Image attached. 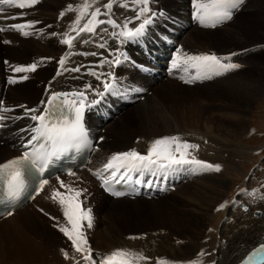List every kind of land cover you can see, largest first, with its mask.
<instances>
[{
  "label": "snow or ice",
  "instance_id": "snow-or-ice-1",
  "mask_svg": "<svg viewBox=\"0 0 264 264\" xmlns=\"http://www.w3.org/2000/svg\"><path fill=\"white\" fill-rule=\"evenodd\" d=\"M159 0H80L77 4L69 3L60 13L63 19L66 12L76 13L75 18L68 25V29L63 33L64 39L59 43L66 45L69 52L61 57L58 63L57 75L62 71L79 73L86 66L81 64L72 68L65 67L69 56L75 55L71 49L75 47L74 41L83 44L92 43L99 39L96 47L104 49L107 55L91 51L82 52L79 55L88 57H100V63L95 67L106 71L97 72L89 70L88 75L95 77L100 81L101 87H93L92 84H86L83 89L71 92H53L47 102L49 107L25 108L27 119L32 121L27 128H22L21 132L28 134L27 141L22 145L25 149L22 155L4 163H0V184L4 185L5 195L15 205L19 198L20 192L25 186V174L35 173L38 178L37 188L43 190L44 186L49 183L47 178H43L45 171L54 160H58L62 155L70 150H78L83 145H89L88 128L85 122L87 111H91L93 106L100 104L107 95L121 96L126 95L129 91L142 92L143 89L131 86L122 87V80L116 74L115 69L125 65L134 64L129 53L125 50L128 44L141 45L145 43L146 38L150 35L151 28L158 19L167 18L164 11H158L156 5ZM246 0H191L192 19L204 28H216L223 25L234 18L236 12L245 4ZM42 3V0H0V6L17 9H32L34 6ZM99 5V6H96ZM103 9V10H102ZM114 9H124L131 11L133 16H126L123 21L117 22L115 19ZM4 11L0 7V13ZM20 15H26L21 13ZM101 17H105L101 19ZM8 19H17L16 15H10ZM82 21L84 23L82 24ZM136 21H139L136 24ZM39 21H27L24 23H14L6 27H0V33L15 30L23 36L33 35L31 31L26 29L34 28ZM103 26V27H101ZM51 27V26H49ZM109 29H112L110 31ZM75 33V36L70 35ZM101 33H107L114 42L118 44L110 48L107 39L101 36ZM52 36H58L59 33L53 32ZM91 38V39H90ZM5 44L11 43L10 40H4ZM238 55L231 53L228 56H218L215 53L193 54L184 51L182 48L177 49L171 61V68L183 71L184 76L180 78L185 84H194L197 81L211 80L214 77H222L230 72L239 70L242 65L232 61V57ZM110 57V58H109ZM5 64L8 62L5 61ZM14 73H28L37 70V63L27 66L14 65L11 66ZM142 69L143 65L140 66ZM195 69V73L190 70ZM79 79V77H74ZM28 80L27 75L21 78ZM18 81L13 77L8 78L9 84H16ZM89 93L93 98L89 99ZM99 97L100 99H96ZM58 101V103H57ZM25 107V106H21ZM14 109L5 107L0 101V130L7 127L5 121L19 120L24 117L5 116L3 113H11ZM139 142V141H138ZM200 145L192 144L183 140L180 136H165L155 139L149 145L146 153H141L136 149L120 152L112 155L103 168L93 173L97 179L101 181V186L105 191L111 193L115 197L126 195L123 191L114 189L113 184L132 181L134 184H145L152 186L151 181H146L143 177L146 174L152 176H161L166 178L169 173L193 172L195 174L203 172L221 171V165L211 164L204 160L197 159L193 155V151H198ZM68 176H75L76 173L69 171ZM133 175H137V179L133 181ZM60 187L64 188L65 193L56 190L52 199L57 200L63 207V215L67 219L68 226L59 227V231L71 241V245L76 253L80 254L85 264H139L145 261L150 264L151 257L145 256L143 252H136L131 249H116L111 254L102 255L97 253L93 255V249L89 244L86 229L93 228L94 216L91 207L87 209L82 207L83 201L79 198L87 191V189L76 190L59 176L56 177ZM257 191L242 190V195L264 200V194L257 197ZM234 206L238 204L233 202ZM226 205H220L217 211L225 208ZM248 211L247 208L244 209ZM8 215H12L9 211ZM52 219H56L52 217ZM211 231V230H210ZM135 240L138 237H129ZM65 259H73L75 264H80V259L75 256L70 257L69 252L61 250ZM210 255L201 251L198 256L204 257ZM156 264H181V262L168 261L163 258H157ZM187 264H198L196 260L188 261ZM243 264H264V244L257 247L243 261Z\"/></svg>",
  "mask_w": 264,
  "mask_h": 264
},
{
  "label": "rangeland",
  "instance_id": "rangeland-1",
  "mask_svg": "<svg viewBox=\"0 0 264 264\" xmlns=\"http://www.w3.org/2000/svg\"><path fill=\"white\" fill-rule=\"evenodd\" d=\"M43 2H45V1H43ZM67 5H68V3H66L63 7H60L59 9H57V11H56V9H54V11L51 12L50 10H52V8L45 10V12L48 15H50V13L51 14L53 13V16L51 17L52 23H56L57 21L60 22L61 19L59 18L60 17L59 11L62 12L63 9H64L63 11H65ZM39 6H40V4L34 6L32 9H30L34 15L41 12L42 9L37 10V8ZM158 6L161 9L165 8L170 13V15L172 17H179L178 14H180V12H182L184 10V8L186 7V3H184V0H159L158 4L156 5V8H158ZM126 13L129 16H133L130 11H127ZM56 15H58L59 17ZM6 17H8V16H6ZM54 19H55V21H54ZM138 23H139V21H136V24H138ZM225 25L226 24H224L223 27H221L220 29L211 28V30L213 31L212 33H202V34L201 33H193L192 32L193 30L194 31L199 30L198 32H200V30H202V29L194 28V29L186 32L183 36V39H184V42L186 44H189L188 45L189 47L187 45H186V47L188 49H191V50L196 51V52L214 51V52H218V53H224V52H229V51H236V52L240 53V59L237 61V63L242 65V67L239 70H237V72L235 74H232L230 76H227V77L219 80V81L223 80V82H221V83L217 82V83L210 85V86H206V85L211 84V83L205 84L203 86L198 85L201 87H198V86L197 87L196 86L195 87H187V86L182 85L180 82L168 80L167 82H158L157 84H154L153 87L151 88V90L154 91L153 94L156 95V98L159 97V101L161 103H164V107L166 109L168 116L174 118L175 115L177 114V111L183 107V109L181 110L179 115H181L183 117L184 122L180 123L176 128H172L168 131H161V132H157V133L150 132L147 128V125H146V121L148 119H143V122H140L136 116L135 112L138 109H135V107L139 104L138 103L137 105H135V107L129 109L128 111H126L124 113V114H127L129 112L125 116L123 121H121L120 119L114 120L113 122H110L105 128V131L107 129L108 134L111 136L112 134L114 135L116 133H120L119 131H124L122 129L123 124H124L127 127V130L136 131V134H133L131 136H134L135 139H140V140H143L145 142H151L155 138H158L160 136L162 137L164 135L189 132V131H196L199 133V135H197V136L192 135V140H193V142L198 143V145H200V147H203V148H206L205 147L206 142L203 141V138L200 135V133L206 134V131H207L208 134L213 135V133H210L211 131H213L214 133L219 134L221 141H223V143H225V142H229L231 140L233 134H237V133L241 132L242 137H240L239 141H237L239 143L238 146L236 145L237 142H235V145H234V144H232L234 142L231 140L232 143L226 145V147L224 148V149H226L227 146L230 145L229 146L230 148L229 147L228 148L230 149L231 152H229V153H230V155L235 154L236 157H234L235 155L229 157V154H227V153H226L227 155H225V157H224L222 155V151H219V150H216L215 153L211 152V153H214L213 157H209V159H210L209 161L211 162V164H213V163L219 164V165H221V169H222V164L226 163L225 165L223 164V170L222 171H220L219 173L215 172L214 176H218L217 178H215L213 180H208V179L203 180L206 178L205 177V178L201 179V181H199L197 184L192 183V184L183 185V186H187V188H189V191L195 193L196 189L203 190L204 188H202V187H203V185H206V184H213V187H217L215 185L214 180L222 179L224 182V185H223L224 188L222 187V192H223L222 194L224 195V197L221 198V202L226 197L229 198L232 195V192H234L236 190V188H238L239 186H243V183L246 180V177L250 173H252V171H253L252 169L254 168L255 165L260 164V160H261L262 156L264 155V152H260V153H258V155H255V152H253L255 150H258L259 147L263 146L262 148H264V0H246L245 4L242 6V8L238 12L235 13L234 18L231 20V22L226 25L227 28H225L226 27ZM41 30H39V32H42L40 34L43 35V37H45L43 39L44 40L43 42H45V40L47 39L46 36L52 37L50 32H48V33L46 32L47 29L43 30V28H41ZM203 30L206 31L205 28ZM52 32H59V31L57 29H51V33ZM235 32H237L238 34L237 33H236V35L233 34ZM191 33H193V34H191ZM19 34L22 35L21 33H18V35ZM189 35H190V38H189V40H187ZM237 35H240L241 37L237 36ZM4 40H7V39L1 35L0 36V44L2 45V47L5 46V47L9 48V44H5L3 42ZM30 41L25 42V43L21 42L22 44H28L29 43L28 44L29 49H27L28 51L30 50V47H31ZM229 41H233V44L229 43ZM7 48H3L0 52H2L4 55L7 54V52H10V49H7ZM67 48L68 47L66 45H64V48L62 51L65 52L67 50ZM131 49H132V47H131ZM156 49H153V52ZM27 50L24 51L25 53L24 52L22 53L23 57L25 55L27 57L25 56L23 59H21V62L18 63L19 65L27 66L29 64L36 62L32 58L33 55L29 54V52ZM56 52L60 53L59 50H57ZM172 53H173V51H172ZM233 53H235V52H233ZM34 55L36 56V54H34ZM242 55H244V56L242 57ZM49 61L52 62L53 59H51ZM4 62H5V60H3L0 57V100L4 104L6 102V98H8V95H9L8 92H9L10 88H12V93H11L12 97L8 99L9 105H6V107H17L18 108V109H14V111L11 112L13 114L12 116L15 117V116L22 115V113H18V112H19V110L23 109L20 105H11V103L16 104V103L20 102V101H15L13 96H17L19 99H22V100L26 99V97H29V99L25 102V104H26L25 107H26V106H28L27 103L33 104L38 99L49 96V94H52V92L54 91L53 85H54L56 80L52 79V80H50V82L48 81L50 74L52 72H50L49 74L46 75V71H42L40 68V71H42V73L40 74L41 75L40 78L33 76L37 81L35 83L33 82L34 85L31 87V89L28 92H24V90H23L24 84L23 83L25 82V80H23L21 83L23 85L19 86V84H20L19 77L24 76V74L32 75L34 73L28 72V73L16 74L13 72L12 67L9 66L8 63L5 64ZM10 65H13V63H10ZM37 66H38V64H37ZM30 73H32V74H30ZM55 74H56V72L53 74V76ZM10 76L17 79L18 82L16 84H9L8 78ZM225 79H227V80H225ZM232 81H234L236 84V86H235L236 91H239V93L241 92L240 95H238L237 97L234 94L235 93L234 92L233 94H234L235 98L233 97V94H231V92L229 91L230 88L232 87L230 85V82H232ZM224 85H227V86L229 85V88H227V86H224ZM71 86H83V85L72 84ZM237 86H240V87H237ZM246 87H249L251 89L249 95H245L243 93V91H241V90L245 89ZM158 89H160V91L157 92ZM215 89H217V90H215ZM167 90L176 91L178 94L174 97H172V96L166 97L164 95V93H166ZM227 90L229 93L227 92ZM258 90H260V91H258ZM153 94H152V96H153ZM152 96H149V97L151 98ZM206 101H208V102H206ZM213 102L216 103V106L212 105ZM186 103H188V104L192 103L195 106H198L199 109L206 111L204 113V115L202 116L201 124L200 123L198 124V122H195V121H191L188 124H185V121L192 117L189 112L184 113ZM196 103L198 105H196ZM190 104H189V106H190ZM221 105L225 106V107H221ZM172 112H176V114L172 115ZM212 113L217 114L220 117L221 116H227L230 118L235 117L240 121V123L237 126L235 124V127L231 126L228 129L226 127H224L223 131H218L217 129H215L214 126H211V124L207 120L208 116ZM193 114L196 115L197 111H194ZM113 124H117V125H115L113 127V129L110 130V127ZM197 124L200 125V129L197 127L198 126ZM160 127L162 128L163 125H160ZM244 131H246V133H244ZM111 137L114 138L113 136H111ZM181 138L185 141L189 140L186 137H181ZM135 139L128 140L129 144L131 146L137 145V144H135L137 141V140L135 141ZM105 140H106V136H105ZM0 141H1V139H0ZM240 144H242V147L240 146ZM5 145L6 144L4 143L3 146H5ZM0 147H2V143H0ZM236 147H237V149H236ZM100 148H101V146H100ZM1 149H3V148H1ZM232 149H234L233 151L236 153H233ZM246 149H247V151H245ZM108 150H109V148H108ZM109 151H111V150H109ZM110 153H112L114 155V153H116V152L111 151ZM100 154L101 155L103 154L102 149L99 150L96 158L100 157ZM209 154H210V152H209ZM239 154H241V155H239ZM5 157H8V156L7 155L2 156L1 159H4ZM198 159H204V158L200 156V157H198ZM223 160H224V162H223ZM229 160H230V162H229ZM218 161H219V163H218ZM102 163H106V162H101L99 164H102ZM95 165H97V164H95ZM230 167L232 168L231 170L234 169L235 171L233 170V172L231 171V173H230ZM237 168L238 169L240 168V170H238ZM92 176H93V173L90 175V177L92 178ZM210 176H213V175H210ZM210 176H207V178ZM165 182L171 184L170 178L168 180H165ZM260 182L261 181H259V183H257L256 186H254V187H256V190H258L257 192L264 191V183L261 184ZM72 184H74V183H72ZM187 188H185V189H187ZM185 189L181 190L178 187V189H177L178 191L176 190L177 192L175 191V193H172L169 196H165L166 198L163 197V198L158 199V200H153V201H147V200H142V199L139 200L138 202L140 204V209H142L144 207L143 210L145 212V215L143 214L144 217L142 219L137 221L136 217H133L131 219L125 218L123 220V222L117 224V227L114 229L113 235L105 233L108 241L100 239L101 237L96 238L95 240L90 238V245H93L92 248L96 252H99V254L108 255V254L112 253V251H110V250H112L111 248H114V250L117 249L116 246L114 247V244H110L109 240L116 237L118 234H124L125 235V233L127 232L128 234H135V235H141L142 236L143 233L148 231V230H153V229H158L161 227L170 226L175 221H177V222L184 221V222H187L188 224L197 223L196 227H194V229L192 230V236L193 237L198 236L199 231H200L199 242H202V240L204 241L206 238L211 237L212 235L213 236L215 235V237H216V239H214V243H216L215 245L213 242H209L210 243L209 244V243H206V241H204V243L201 245L202 246L201 250L196 254V256L186 254L185 255L186 257H183L185 264H187V262L189 260L190 261L196 260L199 262L198 264H200L201 258L203 260L202 264H205L204 260H205V262L207 260V262H206L207 264H210L211 262L214 264V262L212 260L215 259L213 257L216 256L214 254L215 250L217 252L221 247H224L226 244H227V247H230V246L232 247L234 254L237 255L239 252L242 253L244 251L245 247L248 245V243H246V242L237 243V241H238V239H240L242 237L243 238H250L249 233H250V235L254 233L255 236H257L258 242L261 241V239L264 235V202L261 204H256L255 207H253L254 203L252 204V208H257V209L263 210V214L260 217H258V219H255L256 217H254L253 213H251L250 215H244L242 219L239 215H237V216H235L236 222L234 223V225L229 226L226 223H223L222 220L224 218V214L222 212H220V213H216V214L211 213V215H215L214 216L215 218L213 219L212 223H210L208 220L209 218L205 221L206 215L204 214V211H203V214H200L197 212V210L199 209V205L196 206V205L191 204V205L187 206V208H189V210L182 209V208H184V207H182V205L187 204V202L189 201V196L183 197L184 196L183 193H184ZM50 192H49V195L47 196L46 200H44L40 204L41 208L43 207L44 203L47 202V200H49L51 198ZM94 204H95V201H94ZM144 204H145V206H144ZM175 205L178 209L176 207H174ZM155 206H157L159 209H157ZM218 206H219V203H216L214 205V207H210L209 209L211 211H214ZM85 207H88V206L86 205ZM89 207H91L92 213H93L94 212L93 207L91 205ZM175 209H177V211ZM150 210H152V211H150ZM171 210H173L175 214ZM178 210H179V212H178ZM176 212H178V213H176ZM37 213L38 212H36L35 210H32L30 208L26 214H27V217L30 215V218L32 219V222L34 224V226H31V228L34 231L37 230L36 234L38 235V237L41 239H46V236L40 237V235H41L42 229L44 231L47 230V228L45 227L46 226L45 223H47L45 221L47 219L45 217L43 219L36 218V217H38ZM171 213H173V214H171ZM103 216L100 217L101 221L104 220L105 216L104 217ZM21 219H22L21 216H17L14 219H12L11 222L4 223L3 226H0V264H5V262L9 261V257L14 256L16 258V256L14 255V254H16V251L21 252V254H22L21 258H22L23 254L25 255L26 254L25 252L28 251L27 249H29L32 252V249L36 246L35 245L36 241H34L33 238L31 237V233L33 231L31 232L29 230L28 232L26 231L24 233L23 232L19 233V231H20L19 229L21 227L20 226ZM94 223H95V221H93V225H94ZM23 224H25V223H23ZM56 224H58L60 226V221H57ZM48 225L49 224L47 223L48 229L50 231L53 230L52 227L49 228ZM145 226H146V228H145ZM195 228H197L198 230L194 231ZM208 228H209V230H208ZM215 229L217 230V233H216ZM91 230H93V231L95 230L94 232H97V227L93 226V228ZM100 230H102V229H100ZM100 230H98V231H100ZM10 231L12 233H10ZM128 231H130V232H128ZM54 232L56 234L60 235L59 232H57V231H54ZM94 232H93V234H94ZM205 232H206V235L204 234ZM43 234L46 235V232ZM207 234H209V235H207ZM62 236H64V234H62ZM97 236H98V234H97ZM245 236H247V237H245ZM217 237H218V239H220V237H221L222 240L218 241ZM237 237H238V239H237ZM243 238L241 240H243ZM224 240H226V243L222 244L223 246L222 245L219 246V243L223 242ZM62 241L63 240L60 239V244L62 243ZM37 244H39V243H37ZM60 244L58 245L59 248L56 251V253L51 254V259L53 258L54 260H49L50 263L48 261L47 264H55V262L58 261V257L60 259H62V261L68 260V259H65L63 252L61 251L62 249L65 251H68V252L70 250L72 252L73 251L75 252L74 248L71 245V241L67 244L68 246H70V250H68L69 248H66L67 245L63 246L62 244L61 245ZM29 245H31L33 248L30 247ZM178 245L179 244L176 243V246H178ZM208 246H210V248H212V249L214 248V249L213 250H211L210 248L208 249ZM225 248H226V246H225ZM97 249H98V251H97ZM118 249H120V247H118ZM103 250H104V252H103ZM201 251H203L205 253H209L212 251V253H210V255H209L210 257L206 256V255L204 257H199L198 254ZM57 253H58V256H57ZM211 254H213V256H211ZM19 256L20 255H18V257ZM39 256L40 255H38V256L36 255L35 256L36 259L33 258L32 260H34V261L30 260L28 262V264H32V263L40 264L37 261V258L39 259ZM56 256H57V258H56ZM69 256H70V252H69ZM192 256H193V258H192ZM206 258H208L209 260ZM76 259H78V258H76ZM19 260L15 261L16 264H20ZM59 261L61 262V260H59ZM209 261H210V263H208ZM80 262H84V261L80 260Z\"/></svg>",
  "mask_w": 264,
  "mask_h": 264
},
{
  "label": "bare ground",
  "instance_id": "bare-ground-1",
  "mask_svg": "<svg viewBox=\"0 0 264 264\" xmlns=\"http://www.w3.org/2000/svg\"><path fill=\"white\" fill-rule=\"evenodd\" d=\"M79 2H80V0H45V2L40 4V6L37 8V10H39V9H42V10H41L40 13H38L36 15H34L30 9L21 10V9H17V8H11L8 11L9 13L5 12L4 14L2 13L3 15L0 14L1 15L0 16V27H6L7 28L11 24L24 23V22H27V21H39L40 22V23L36 24L34 26V28L26 29V30L31 31L33 33V35L28 36V37H25V36L20 35V34L18 35L19 32H16L15 30H9V31H5V32L0 33V36L2 35L7 40L11 41V43H9V48H7L5 46L2 47V45L0 44V51L3 48L10 49V52H7V54H5V55L2 52H0V57L3 60L7 61L9 66L19 65L18 63L21 62V59H23L26 56L25 55L23 57L22 53L25 50L29 49L28 48V44L29 43L28 44H22L21 42L25 43V42H29L31 40L30 41V44H31L30 50L29 51L27 50V51L29 52V54L33 55L32 58L34 59V61H36L35 63H37L38 66H37V70L35 72H32L34 74H32V73H30L32 75L24 74V76L27 75L29 77V79L25 80V82L23 83L24 85L21 84L22 81H23L21 78L23 76L19 77V82H20L19 86L23 85L24 92H28L31 89V87L37 81L34 77H39L40 78V76H41L40 74L42 73V71H46V75L49 74L50 72H52L50 74V77H49L48 81L50 82V80H52V79L56 80L54 85H53V90H54L53 92H57V88H60V86L64 87V88H69L72 84L84 85V83L87 82V79L85 78L84 75L76 74V73H73V72L62 71V74L60 76H57L56 74L53 76V74H54V69L53 68H56V70H57L58 67H59L58 63H57L58 59H54V57L58 54L56 51L57 50L62 51L63 48H64V45L60 44L59 40L65 38L63 36V33L68 29L69 23L64 17H63V19H61L58 15H56V16H58L61 19L60 22L57 21L56 23H52L51 22V17L53 16V13L52 14L50 13V15H48L45 12V10L50 9V8H52V10H50L51 12L54 11V9H56V11H57V9H59L60 7H63L66 3H68V4L69 3L76 4V3H79ZM6 8H7V6L4 9H6ZM156 9H161V8L158 6V8H156ZM59 12L61 13V11H59ZM21 13H25L26 15H20ZM68 14L69 13H66L65 16H68ZM10 15H16L17 19L13 20V19H8L6 17V16H10ZM54 21H55V19H54ZM50 24H51V27H46V26H48ZM45 27L47 29V31H46L47 33L50 32V34H51V29H57L59 31L57 33H59L60 35L52 36V37H49V36L47 37L46 36L47 39L45 40V42H43L44 41L43 39L45 37H43V35L40 34L42 32H39V30H41V28H43V30H45ZM225 28H227V26ZM198 31L199 30H196V31L193 30L192 32L193 33H201V34L202 33H212L213 32L212 30H208V31L207 30L206 31L200 30V32H198ZM193 33H191V34H193ZM236 33L237 32H235L233 34L236 35ZM70 35L74 36L75 33H70ZM190 35L188 36L187 40H189ZM237 36H240V35H237ZM37 37L39 39H37ZM229 43L233 44V41H229ZM74 44L76 46V42L75 41H74ZM84 45H86V44H84ZM186 45L188 46L189 44H186ZM78 46H81V43H78ZM168 46H169V48H168ZM168 46H164V47L158 46V48L151 54L153 57H155V61L162 66V70H160L159 68H154L155 70H157V72L159 74H160V71L166 72L164 69L170 68L167 59H171V56L173 55L171 49L174 48V46L170 45V44ZM74 49H75V47L73 49H71V51L74 52ZM129 49L131 50V47H129ZM67 50H69V49L67 48ZM232 52H236V51H229V52H224V53H219V54H230ZM34 54H36V56ZM51 59H53L52 62L49 61ZM10 63H13V65H10ZM83 63L84 62L80 59L79 56L72 55V56L68 57L65 67L72 68V67H75L76 65H81ZM87 63H89V62H87ZM44 67H46V68H44ZM88 67H89V70L93 69V65H88ZM40 68H41L42 71H40ZM16 74H19V73H16ZM74 77H79V79H75ZM94 80L96 81V78H93V81ZM225 80H227V79H225ZM217 82L221 83V82H223V80L222 81L212 82L211 84H208L206 86L213 85V84H215ZM230 85L232 86V87L230 86L231 88L229 90L231 92V94H233L235 92L234 94L236 95V97L238 95H240L241 92L239 93V91H236V89H235L236 88L235 87L236 86L235 82L234 81L230 82ZM224 86H227V85H224ZM198 87H201V86H198ZM237 87H240V86H237ZM227 88H229V85L227 86ZM215 90H217V89H215ZM158 91H160V89H158L157 92ZM241 91H243V93L245 95H249L251 89L249 87H246L245 89H243ZM258 91H260V90H258ZM227 92H228V90H227ZM11 93H12V88H10V90L8 92V94H9L8 98H6V102L3 104L5 107H6V105H9L8 104V99L12 97ZM177 94L178 93L176 91H173V90H167V92L164 93V95L166 97H171V96L174 97ZM234 94H233V97H234ZM51 95L52 94H50L49 97H51ZM47 97L48 96H46L44 98H41V99H38L37 100L38 102L36 101L33 104L27 103L28 106L22 107L23 109L19 110V112L18 111L17 112L25 114V108H40L41 109L42 106H43V104L41 102L42 101L45 102ZM13 98L15 99V101H20V102H18L16 104L11 103V105H20V106H25L26 105L25 102L29 99V97H26V99L22 100V99H19L17 96H13ZM90 98H92V96H90ZM206 102H208V101H206ZM189 104L186 103V107H185L184 113H186V112L188 113L189 112L192 117L187 119L185 121V124H188L191 121H195V122H198V124L199 123L201 124L202 116L204 115V113L206 111L199 109L198 106H195L192 103L190 104V106H189ZM196 105H198V104L196 103ZM212 105L216 106V103L213 102ZM221 107H225V106L221 105ZM8 108L18 109L17 107H8ZM135 109H138L135 113H136V116H137V118L139 119L140 122H143V119H148L146 121V125H147V128H148V130L150 132L157 133V132H161V131H168V130H170L172 128H176L180 123L184 122L183 117L181 115H179L181 110L183 109V107L180 108V110L177 111V114H176V112H172V115L176 114L175 117L172 118V117L167 115L166 109L164 107V103H161L159 101V97L156 98L155 94H153V96L151 98L149 96H147L143 102H139V104L135 107ZM194 111H197L196 115L193 114ZM127 114H124L120 118V120L123 121V119L125 118V116ZM3 115L12 116L13 114L12 113H3ZM12 117H14V116H12ZM15 117H17V116H15ZM207 120L211 124V126H214L215 129H217L218 131H223L224 127H226L227 129L229 127H231V126L235 127V124L237 126L240 123V121L237 118H235V117H231V118L227 117V116H221L220 117L217 114H213V113L208 116ZM5 123L7 124V127L3 129V132H2V134L0 136V139H1V141H4V143L6 145L0 147V163H2L5 160H7V159H9V158H11L13 156H16L18 154L17 152L11 151V147L14 146L16 144V142L19 140V136H20V139H21L25 134H27L26 132H21L20 130L22 128H27L30 125L26 118H23V119L18 120V121L13 119V120L5 121ZM115 125H117V124H113L110 127V130H112ZM160 125H163V127L161 128ZM197 127L200 129V125H198ZM122 129L124 131H119L120 133H116L114 135L113 134L111 135L114 138H112L108 134L107 130L106 131L104 130L103 134L101 132L98 135L100 137V139H101L100 143L102 144L101 148L99 147V149H102L103 154L102 155L100 154V157L96 158L97 157V153H98V151H96V155H95V158H94V161H93V165L97 164V167L94 169V171H97V170H100V169L103 168L104 163H102V164H99V163L107 162L108 159L113 155L112 154L113 152L110 153L111 151H114L116 153H120V152H125L126 150H129L132 147L136 148L135 147L136 145L135 146H131L129 144V141H128V140L135 139V137L131 136V135L136 134V131L127 130V127L124 124H123ZM210 133H213V135L212 134H208L207 131H206V134L205 133L204 134L200 133V135L203 138V141L206 142V148L207 149L205 148V150H204L203 147H200L198 151H193V155L197 159L200 156L205 159L206 155H208L207 154L208 151L215 153L216 150L222 151V155L224 157L227 154H229V157L235 155V154L234 155H230V153H229V152H231L230 149H229L230 145L227 146V148L229 147L228 149L227 148L224 149V148L226 147V145L232 143L231 140L234 142L232 144L235 145V142L239 141L240 137H242L241 132L237 133V134H233L231 140L229 142H225V143H223V141H221V138H220L219 134H216L213 131H211ZM244 133H246V131H244ZM105 136H106V140H105ZM135 140H140V139H135ZM140 141L141 142L137 143V146H139L140 148L143 147L144 145L147 146V144L149 143V142H145L143 140H140ZM187 142L192 143L189 140H187ZM193 144H198V143L194 142ZM238 144L239 143L237 142L236 145L238 146ZM240 146L242 147V144H240ZM1 148H3V149H1ZM108 148L111 151H109ZM20 149L21 150H25V148H23V147H21ZM236 149H237V147H236ZM203 150H204V154L205 155L202 153ZM233 150L234 149H232V152L236 153ZM245 151H247V149ZM143 153H146V151H144ZM6 155L8 157H5L4 159H1L2 156H6ZM239 155H241V154H239ZM208 157H210V156L208 155ZM234 157H236V155ZM204 159H200V160H204ZM223 162H224V160H223ZM229 162H230V160H229ZM218 163H219V161H218ZM213 164H215V163H213ZM231 169L232 168L230 167V173H231V171L233 172V170H234V169L233 170H231ZM238 170H240V168ZM203 173L206 174V172H203ZM180 174H182V173L168 174V176L165 178V180H168L169 178H172V180L174 181V176L175 175H180ZM151 177H154L155 179L160 180V181L164 180V177H161V176H152L151 175ZM217 177L218 176H214L213 175V176H210L208 178L206 177L203 180H206V179L213 180V179H215ZM84 181L87 182L88 180L84 179ZM84 181H79V182H76L74 184H67V185H70L73 189H76V190L87 189V191L84 192L79 199L81 201H83V204H82L83 208L87 209L90 205L93 207V210H94L93 216L95 218L94 219L95 223H94L93 226L97 227V232H94V234H93V232H92L93 230L86 229V226H85V230L87 232V238L89 240V244H90V238L95 240L96 238H100L101 237L100 239L107 240V237H106L105 233L113 235L114 229L117 227V224L123 222V220L125 218L131 219L133 217H136V220L139 221L140 219H142L144 217V215H145V212L143 210L144 207L142 209H140V204L138 202L139 200L131 201V200L122 199V200L116 201V200L105 199L104 197H100L96 193H93V191L90 190V188L87 186V184ZM199 181H201V180H198V181L192 182V183L197 184ZM214 182H215V185L217 187H213V184H206V185H203V187H202V188H204L203 190L196 189L195 193L189 191V188H187V186H183L182 185L179 189L183 190V189L187 188V189L184 190V193H183L184 196L183 197L189 196V201L187 202V204H183L182 205V207H184L182 209L189 210V208H187V206L191 205V204L196 205V206L199 205V209L197 210V212L200 213V214H203V211H204V214L206 215L205 221L209 218L208 219L209 222L212 223L213 219L215 218L214 217L215 215H211V213H215V212L211 211L209 208L210 207H214V205L216 203L220 204L221 203V198L224 197V195L222 194L223 193L222 192V187L224 185L223 180L222 179H217V180H214ZM192 183H188V184H192ZM170 185L171 184H169V186ZM49 186H51V189H50L51 198L49 200H47V202L44 203V205H43V207L41 209H42L44 214L47 213V214L52 215V217L56 218L55 220L53 219L54 223H56L57 221H60V226L59 227L68 226L70 228V225H68L67 219L63 215V207L59 204L58 198H57V200H53L52 199L53 193L56 190H59L61 193H65L66 190L64 188L60 187L59 181L57 179L54 180ZM170 192H171V190L168 193H170ZM42 193H41V195H42ZM173 193H175V192H173ZM91 194H92V196L96 197V198H93L94 201H95V204H94V201L91 203V201L93 200V199H91V197L89 198V196ZM84 205L85 206L87 205L88 207H85ZM144 206H145V204H144ZM155 207L157 209H159L157 206H155ZM174 207H176V205ZM29 209H30V207H27V208H24V209L18 211L12 217V219H14L17 216H21L22 219L20 221L21 222L20 223L21 227L19 229L20 230L19 233H22V232L24 233L26 231L28 232L29 230L31 232L33 231L31 233V237L33 238L34 241H36V244H35L36 246L33 248L31 245H29L30 247L33 248V249L31 248L33 253L29 249H27L28 251L25 252L26 254L25 255L23 254V256L21 258V255H22L21 252H17L16 251V254H14L16 256V258L14 256L13 257H9V261L5 262V264H16L15 261H17L19 259H20L19 260L20 264H26V263L28 264V262L30 260H32L33 258H35L36 255L37 256L40 255L39 259L37 258L38 263L47 264L49 260H54L53 258L51 259V254L52 253H56V251L58 250V248H59L58 245L60 244V239L63 240L62 243H61L63 246L67 245L70 242L69 240H67L66 236H62V234H60V235L56 234L54 232L56 230L53 229L54 231L51 230L52 231L51 232L48 229V227H47V223H45L46 224L45 227L47 228V230L44 231L42 229L41 230V235H40V237L41 236H46V239L39 238L38 235L36 234L37 230L34 231L31 228V226H34V224L32 222V219L30 218V215L27 217L26 213L29 211ZM177 209H175V210L177 211ZM150 211H152V210H150ZM171 211H173V210H171ZM178 212H179V210H178ZM178 212H176V213H178ZM173 213H174V211H173ZM173 213H171V214H173ZM44 214L41 215L40 213H37L38 217H36V218L43 219L45 217ZM101 216L104 217L103 221H101V218H100ZM254 216L255 217H260L261 214H259V215L254 214ZM12 219L9 218L7 220H2L0 222V226H3L4 223L11 222ZM45 222H47V220ZM23 223H25V224H23ZM196 225H197V223L188 224L187 222H184V221H182V222L175 221L170 226L161 227V228L153 229V230H148V231L144 232L142 236L141 235H135V234H128L126 232L125 235L124 234H118L116 237L112 238L109 241H110V244H114V247L116 246L117 249H118V247H120V249H131V250H134L136 252H143V254L145 256H148V257L152 258L150 264H156L157 258H163L164 260L176 261V262H181V264H185V261H184L183 257H186L185 256L186 254L187 255H193V256L195 255L196 256V254L201 250V247H202L201 245L205 241V240L204 241L202 240V242H199V240H200V238H199L200 231H199V235L198 236H196V237L192 236V230L194 229V227H196ZM49 228H50V226H49ZM145 228H146V226H145ZM100 229H102V230H100ZM98 230H100V231H98ZM196 230H198V229L195 228L194 231H196ZM208 230H209V228H208ZM45 232H46V235L43 234ZM128 232H130V231H128ZM10 233H12V232L10 231ZM97 234H98V236H97ZM204 234L206 235V232ZM207 235H209V234H207ZM247 236H245V237H247ZM249 236H250V238H243L242 237L243 240H241L242 238L238 239V237H237V239H238L237 243H241V242L248 243V245L245 247L244 251L242 253L239 252L240 254L239 253L237 255L234 254L231 246L227 247L225 250L223 249V247H221L217 252L215 250L214 254L216 256L213 257L215 259L212 260L214 262V264H238L250 252V250H253L259 243H261V241L258 242L257 236H255L254 233L251 234V235L249 233ZM129 237H138V239L132 240V239H129ZM37 243H39V244H37ZM176 243H178L179 245L176 246ZM215 244L216 243H214V245ZM66 248H69L68 250H70V246L67 245ZM98 249H97V251H98ZM111 249L112 250H110V251H112V252L115 251L114 248H111ZM69 252H70V255H73V256H75L76 258L79 259V257H80L79 253H76L74 251L72 252L71 250ZM103 252H104V250H103ZM97 253H99V252H96L93 249V254L96 255ZM18 255H20V256L18 257ZM57 256H58V253H57ZM57 256H56V258H57ZM193 256H192V258H193ZM211 256H213V254H211ZM219 257H220V259H219ZM206 259H208V258H206ZM59 260H61V262ZM32 261H34V260H32ZM202 261L203 260L201 258L200 264H202ZM69 262H70V258L68 260L62 261V259H60L58 257V261L55 262V264H68ZM206 262H207V260H206ZM206 262L204 260L205 264H207ZM49 263H50V261H49ZM208 263H210V261ZM32 264H37V263H32ZM139 264H148V262L140 261Z\"/></svg>",
  "mask_w": 264,
  "mask_h": 264
}]
</instances>
